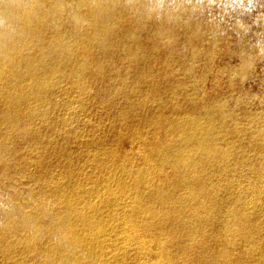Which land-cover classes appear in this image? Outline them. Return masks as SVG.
<instances>
[{"label":"bare ground","instance_id":"obj_1","mask_svg":"<svg viewBox=\"0 0 264 264\" xmlns=\"http://www.w3.org/2000/svg\"><path fill=\"white\" fill-rule=\"evenodd\" d=\"M186 3L0 0V264H264V117Z\"/></svg>","mask_w":264,"mask_h":264},{"label":"rangeland","instance_id":"obj_2","mask_svg":"<svg viewBox=\"0 0 264 264\" xmlns=\"http://www.w3.org/2000/svg\"><path fill=\"white\" fill-rule=\"evenodd\" d=\"M183 1L202 9L197 19L205 28L204 46L216 42L210 64L207 66L206 61L201 60L197 65L198 74L202 76L199 96L210 103H226L239 119L238 133L243 134L247 129L245 114L264 117V0ZM179 38L183 41L181 31ZM247 57L253 59V63L242 76ZM185 81L192 87L193 81ZM259 125L264 126V122ZM131 146L126 144V148ZM246 156L252 161L254 154L247 151ZM27 178L30 181V177L24 180L28 181ZM251 180L247 173L241 184L246 187Z\"/></svg>","mask_w":264,"mask_h":264}]
</instances>
